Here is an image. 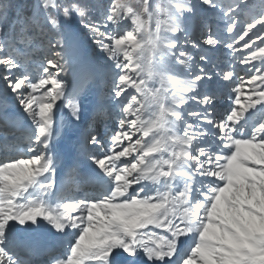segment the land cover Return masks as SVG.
Returning a JSON list of instances; mask_svg holds the SVG:
<instances>
[{"label":"snow or ice","instance_id":"snow-or-ice-1","mask_svg":"<svg viewBox=\"0 0 264 264\" xmlns=\"http://www.w3.org/2000/svg\"><path fill=\"white\" fill-rule=\"evenodd\" d=\"M0 113V264H264V0H0Z\"/></svg>","mask_w":264,"mask_h":264},{"label":"bare ground","instance_id":"bare-ground-1","mask_svg":"<svg viewBox=\"0 0 264 264\" xmlns=\"http://www.w3.org/2000/svg\"><path fill=\"white\" fill-rule=\"evenodd\" d=\"M97 86H98V84L95 82V80H93L92 83H90V85H89V90L90 89L92 90V94L88 93V95L86 96L85 101H84L85 105H86V109H87L86 114L91 113L92 100L94 99V94L96 93ZM2 128L3 127H1V129ZM61 141H63V143H61ZM65 148H66L65 141L63 139L58 140L56 145H55V150L57 151V153L58 154H63L65 152ZM74 154L75 153H73V155ZM82 161H83L82 163L79 162V165L84 166L86 164H90V162L87 160L86 156H84V155L82 157ZM68 163H70V161L67 160V159H64L63 155H61V164L58 166V170H60L63 173H66L67 168H68ZM22 234H24V233H22ZM61 245L63 246V247H61V252H62L64 250L65 245H66V238L61 240Z\"/></svg>","mask_w":264,"mask_h":264},{"label":"rangeland","instance_id":"rangeland-1","mask_svg":"<svg viewBox=\"0 0 264 264\" xmlns=\"http://www.w3.org/2000/svg\"><path fill=\"white\" fill-rule=\"evenodd\" d=\"M195 2H196V0H193V3H195ZM100 88H101V90H103V85L102 84H100ZM228 103H229V101L227 100L226 96L220 98L218 100V103H217V110L218 111H222L223 107H226ZM86 115L88 116V114H86ZM86 115H85V117H86ZM102 120H106V119H102ZM112 126H113V121L110 124L100 125V126H97V127L99 128L100 132L103 134L106 131H109L112 128ZM2 153H3V151L0 150V159H1V157H4V155H5V154L2 155Z\"/></svg>","mask_w":264,"mask_h":264}]
</instances>
